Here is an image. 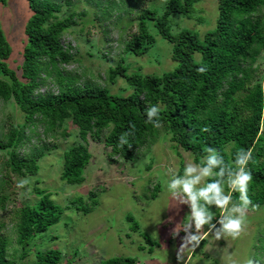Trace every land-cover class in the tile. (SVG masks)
<instances>
[{"label": "trees", "instance_id": "obj_1", "mask_svg": "<svg viewBox=\"0 0 264 264\" xmlns=\"http://www.w3.org/2000/svg\"><path fill=\"white\" fill-rule=\"evenodd\" d=\"M26 1L31 16L24 29L26 40L17 70L7 65L11 48L0 27V100H13L23 117L21 125H9L0 135V153H6L5 164L12 173H38L42 149L19 155L28 140L27 129L32 131L41 125L45 134L53 133L67 121L77 128L83 143L88 139L102 141L109 160L134 161L137 150L158 135V128L145 123L144 116L147 107L158 103L162 109L160 127L169 134L175 148L192 155L193 162L199 160L206 147L215 148L226 162L237 151L250 150L253 159L248 165L252 174L248 210L264 206V90L255 78L258 58L264 54V0H215V26L202 36L184 28L173 33L168 24L172 15L189 18L197 0H167L161 14L154 9L141 11L136 19V33L125 41L124 52L141 57L152 49L155 38L148 23L153 22L157 33L171 45L174 66L161 74L128 73L122 59L107 69L106 76L111 84L117 77L123 78L131 89L126 96L111 94L105 87L79 86L74 78L61 76L58 66L74 61L71 46L61 43L73 22V13L59 17L61 4L56 0ZM199 67L206 70L198 72ZM53 73L57 93L39 94L44 78ZM103 132L106 134L101 139ZM125 133L127 143L121 145L119 137ZM89 160L84 145L67 148L63 152L61 180L69 185L82 184ZM32 190L37 201L16 213L15 242L22 257L26 256L30 241L57 224L64 211L46 190L36 185ZM158 191L155 186L151 198ZM237 196L232 193L233 202ZM87 199L84 204L82 197H76L69 204L77 213L87 214L97 205L91 192ZM213 213L215 217L221 214L215 208ZM125 218L129 230L138 232L133 217L128 214ZM141 236L151 253L152 242L147 235ZM8 246V239L0 236V264H14L7 259ZM34 257L33 264H60L61 253L36 251ZM99 264H137V260L114 256Z\"/></svg>", "mask_w": 264, "mask_h": 264}, {"label": "rangeland", "instance_id": "obj_2", "mask_svg": "<svg viewBox=\"0 0 264 264\" xmlns=\"http://www.w3.org/2000/svg\"><path fill=\"white\" fill-rule=\"evenodd\" d=\"M61 4L59 17L73 13V22L63 34L61 43L70 45L72 61L59 65L63 77L74 78L76 84L103 88L111 94L126 96L131 89L121 77L114 83L107 80V69L123 59L128 73L161 74L173 68L171 45L149 22V30L155 38L152 49L141 57L124 52V43L136 33L137 15L145 9L158 14L164 10L167 0H56ZM105 1H108V5ZM108 12V15H105ZM31 11L26 0H5L0 3V27L11 48L7 65L17 70L22 62V50L26 37L24 29ZM217 9L215 0H197L190 17L172 15L171 31L184 28L202 36L215 26ZM257 81L264 90V54L257 61ZM57 93V81L53 73L45 77L38 93ZM23 117L13 100H0V135L9 125H21ZM43 127L25 131L28 140L19 149L26 156L43 150L38 158L39 170L35 176H18L12 173L5 161L7 155L0 153V236L9 241L7 259L14 264H33L36 251L58 250L60 264H99L109 257H133L137 264H264V206L256 211L247 210L246 224L236 239L219 240L209 234L192 252L179 250L183 231L177 225L188 214L186 205L172 201L163 179L169 170L182 172L184 165L192 161V155L175 148L162 127L153 142L137 150L134 161L120 158L109 160L102 141L88 139L83 143L77 128L69 121L53 133L45 134ZM264 132V121L262 126ZM106 132H103L101 139ZM82 144L90 154L83 170L84 182L69 185L60 178L63 152L70 146ZM27 179L28 184L18 188L17 182ZM46 190L53 202L64 211L60 221L44 233L34 237L22 257L17 246L16 213L24 205H33L37 196L32 188ZM155 186L159 191L154 198ZM91 192L97 205L87 214L77 213L69 201L82 197L87 204ZM4 197V199H2ZM136 221L139 231L129 230L126 215ZM141 234L152 242L151 253Z\"/></svg>", "mask_w": 264, "mask_h": 264}, {"label": "clouds", "instance_id": "obj_3", "mask_svg": "<svg viewBox=\"0 0 264 264\" xmlns=\"http://www.w3.org/2000/svg\"><path fill=\"white\" fill-rule=\"evenodd\" d=\"M205 70L197 68L201 73ZM161 111L158 103L147 107L145 123L159 128ZM126 137L127 133L122 134L119 144H126ZM203 152L198 161L187 162L182 172L169 170L162 181L170 199L188 208L183 222L177 225L176 232H184L178 251H194L209 234L217 240L236 239L247 222L245 213L251 205L249 186L252 181L248 165L253 159L252 152L241 149L229 162L215 148L206 147ZM26 184L28 180L21 179L16 186L23 188ZM232 193L238 194L236 202ZM213 208L220 210L218 217L214 216ZM247 264L253 261L248 260Z\"/></svg>", "mask_w": 264, "mask_h": 264}]
</instances>
